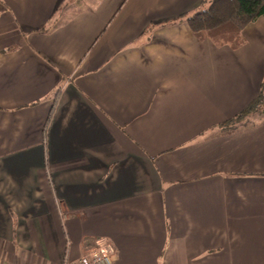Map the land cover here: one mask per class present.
I'll list each match as a JSON object with an SVG mask.
<instances>
[{
    "label": "crops",
    "instance_id": "1",
    "mask_svg": "<svg viewBox=\"0 0 264 264\" xmlns=\"http://www.w3.org/2000/svg\"><path fill=\"white\" fill-rule=\"evenodd\" d=\"M207 0H0V260L264 264V16L226 42Z\"/></svg>",
    "mask_w": 264,
    "mask_h": 264
},
{
    "label": "trees",
    "instance_id": "2",
    "mask_svg": "<svg viewBox=\"0 0 264 264\" xmlns=\"http://www.w3.org/2000/svg\"><path fill=\"white\" fill-rule=\"evenodd\" d=\"M260 16H264V0H207L202 9L192 15L183 14L179 20L186 19L196 35L208 36L224 43L232 25L244 28ZM262 115H264V81L258 95L220 127L225 131H233L251 124L254 117Z\"/></svg>",
    "mask_w": 264,
    "mask_h": 264
},
{
    "label": "built area",
    "instance_id": "3",
    "mask_svg": "<svg viewBox=\"0 0 264 264\" xmlns=\"http://www.w3.org/2000/svg\"><path fill=\"white\" fill-rule=\"evenodd\" d=\"M116 249L107 238H98L86 247L77 261L64 260L62 264H113ZM0 264H5L0 260Z\"/></svg>",
    "mask_w": 264,
    "mask_h": 264
},
{
    "label": "rangeland",
    "instance_id": "4",
    "mask_svg": "<svg viewBox=\"0 0 264 264\" xmlns=\"http://www.w3.org/2000/svg\"><path fill=\"white\" fill-rule=\"evenodd\" d=\"M256 117H258V116H256ZM256 117L253 118V121H254V119H255Z\"/></svg>",
    "mask_w": 264,
    "mask_h": 264
}]
</instances>
